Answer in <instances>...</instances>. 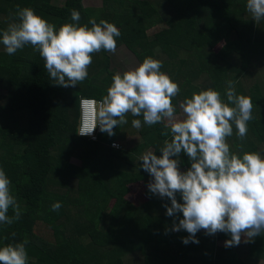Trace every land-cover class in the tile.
Segmentation results:
<instances>
[{"label":"trees","instance_id":"obj_1","mask_svg":"<svg viewBox=\"0 0 264 264\" xmlns=\"http://www.w3.org/2000/svg\"><path fill=\"white\" fill-rule=\"evenodd\" d=\"M91 1L0 0V29L17 6L33 9L57 29L73 22L72 9L79 11L80 25L90 18L112 23L121 33L116 50L123 46L139 63L165 56L162 72L180 88L174 105L208 88L226 101L227 83L233 82L238 95L251 98L253 119L243 140L233 125L230 150L240 153L243 144L245 152L264 154V19L252 20L246 0H101L100 8L83 7ZM112 55L104 50L92 54L88 77L77 86L60 87L31 46L8 55L0 44V168L21 208L18 221L0 224V246L27 240L28 264H111L118 259L122 264H247L236 254L264 261V233L226 250L216 246L226 233L200 230L199 243L185 245L181 240L189 234L172 231L182 214L166 216L162 205L170 206L167 198L147 190L148 200L140 206L125 199L130 186H147L152 179L139 158L147 151L161 155L168 138L160 134L163 124L137 130L131 121L142 116L128 114V123L114 128L112 136L99 130L96 141L78 137L79 100L100 101L106 95L116 73ZM114 142L121 149H111ZM72 159L80 166L71 165ZM179 161L181 172L190 168L185 153ZM176 199L182 203L179 193ZM55 202L62 205L58 211L52 210Z\"/></svg>","mask_w":264,"mask_h":264},{"label":"clouds","instance_id":"obj_2","mask_svg":"<svg viewBox=\"0 0 264 264\" xmlns=\"http://www.w3.org/2000/svg\"><path fill=\"white\" fill-rule=\"evenodd\" d=\"M246 10L252 20L260 22L264 19V0H246ZM70 19L72 23L57 29L33 9L17 6L15 16L0 29V44L8 55L31 46L43 59V67L56 86H77L88 77L92 54L101 50L114 53L116 38L121 33L103 19L97 23L95 18H90L91 27L80 25L81 17L76 9L70 10ZM162 67L161 60L148 56L133 69L114 73L100 101L82 100L89 114L79 133V110L78 137L93 141L83 136L91 135L97 125L98 131L112 136L114 128L128 123V114L142 116V121H131L137 130L143 125L163 124L160 134L168 138L159 149L161 155L157 157L153 151H147L139 160L152 178L147 184L148 191L170 201V206L162 205L166 216L182 214L178 223L174 220L172 231L189 234L181 240L185 245L198 244L195 237L200 230L206 235L217 232L230 235L225 247L238 246L242 235L246 243L252 241L264 233V154L245 152L243 144L239 145L240 153L233 152L227 143V138L233 135V125L238 139L247 136L248 122L253 119L251 98L238 95L229 81L224 94L226 101L220 92L208 88L193 92L190 98L185 97L174 105L172 101L180 88L160 71ZM110 147L121 149L119 142ZM181 152L190 162V168L184 172L179 170ZM10 185L0 168V224L4 225H12L21 217L20 204ZM177 193L182 203L177 202ZM51 207L58 211L62 205L55 202ZM27 243L24 240L0 246V264H28Z\"/></svg>","mask_w":264,"mask_h":264},{"label":"rangeland","instance_id":"obj_3","mask_svg":"<svg viewBox=\"0 0 264 264\" xmlns=\"http://www.w3.org/2000/svg\"><path fill=\"white\" fill-rule=\"evenodd\" d=\"M57 2H60V3H63V0H56ZM87 2H84L83 3V7L88 9V8H100L101 7V0H92L88 5H86ZM158 17H160L158 15ZM158 26V25H157ZM161 27L159 26L158 28L155 27L153 29H151V31L149 32L148 31V34H152L153 32H156L157 30H159ZM220 48H217L215 52H218ZM131 56L130 53H127ZM133 56V55H132ZM133 59V58H132ZM139 64L137 61H135L133 59V63L129 64L128 66H125V67H122L120 69L117 68V72H124V71H127V70H130V69H133L132 65L133 64ZM130 142V140L128 141ZM127 147H130L129 146V143L127 145ZM70 164L75 166V167H78L80 166V163L75 160V159H72L70 161ZM129 193L127 194V196H125V199L130 203L132 204L133 206H140L141 204L143 203H146L147 202V197H146V191L148 190L147 186L146 185H143L141 183H137V184H134L132 186L129 187ZM230 235H226L225 238H221V239H217V243H216V246L219 247V248H223V249H226V250H230L231 248L233 247H236V246H233V247H225V244L224 242L228 239H230ZM245 239L246 237H244L243 235L241 236V243L239 244L240 246H245L247 243L245 242ZM238 245V246H239ZM236 257H239V259H241L244 263H247V264H264V261L260 260V259H251L249 258V256H246V255H243V254H236ZM123 262L120 261L119 259L112 262L111 264H122Z\"/></svg>","mask_w":264,"mask_h":264},{"label":"crops","instance_id":"obj_4","mask_svg":"<svg viewBox=\"0 0 264 264\" xmlns=\"http://www.w3.org/2000/svg\"><path fill=\"white\" fill-rule=\"evenodd\" d=\"M167 20H165L166 22ZM156 48H159L156 46ZM156 52H159L157 51V49L154 51V53ZM129 51L127 49H125L123 46H119V48L113 53L112 57L114 59V62H115V66H116V69H114L116 72H117V68L120 69L122 67H125V66H128L129 64L133 63V59L135 61L136 58L134 56H130L129 54ZM133 58V59H132ZM162 61L163 65L167 62L165 56L162 57V59H159ZM138 62V61H137ZM139 63V62H138ZM140 64V63H139ZM139 64H133L132 67L135 68L137 67ZM160 71H162V68L160 69ZM166 73V72H164ZM167 74V73H166ZM179 108L177 107V114L179 113Z\"/></svg>","mask_w":264,"mask_h":264},{"label":"built area","instance_id":"obj_5","mask_svg":"<svg viewBox=\"0 0 264 264\" xmlns=\"http://www.w3.org/2000/svg\"><path fill=\"white\" fill-rule=\"evenodd\" d=\"M82 100H87V99L80 98V100H79V110H80V113H81V122H80V126H79V133H80V130H81V128L83 127V125L85 123V116H86V114H89L88 113V109L82 103ZM98 129H99V126L97 125V127L95 128V130L93 131V133L91 135H85L83 137H87V138H90L93 141H95L96 133L98 132ZM113 146H115V145H113Z\"/></svg>","mask_w":264,"mask_h":264}]
</instances>
